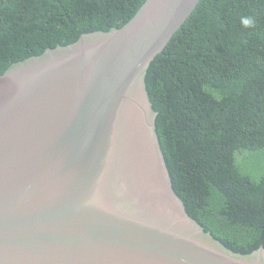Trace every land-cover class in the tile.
<instances>
[{"label": "water", "instance_id": "water-1", "mask_svg": "<svg viewBox=\"0 0 264 264\" xmlns=\"http://www.w3.org/2000/svg\"><path fill=\"white\" fill-rule=\"evenodd\" d=\"M200 0H145L0 74V264H264L174 192L145 76Z\"/></svg>", "mask_w": 264, "mask_h": 264}, {"label": "trees", "instance_id": "trees-1", "mask_svg": "<svg viewBox=\"0 0 264 264\" xmlns=\"http://www.w3.org/2000/svg\"><path fill=\"white\" fill-rule=\"evenodd\" d=\"M145 0H0V74L127 22ZM252 16L255 27H243ZM146 88L174 192L225 247L264 248V0H200Z\"/></svg>", "mask_w": 264, "mask_h": 264}, {"label": "clouds", "instance_id": "clouds-1", "mask_svg": "<svg viewBox=\"0 0 264 264\" xmlns=\"http://www.w3.org/2000/svg\"><path fill=\"white\" fill-rule=\"evenodd\" d=\"M242 25L245 28L251 29L255 27V19L252 16L241 17Z\"/></svg>", "mask_w": 264, "mask_h": 264}]
</instances>
